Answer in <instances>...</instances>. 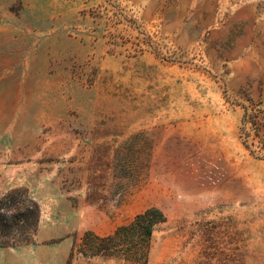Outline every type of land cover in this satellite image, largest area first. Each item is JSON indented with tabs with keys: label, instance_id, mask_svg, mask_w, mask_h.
Segmentation results:
<instances>
[{
	"label": "rangeland",
	"instance_id": "rangeland-1",
	"mask_svg": "<svg viewBox=\"0 0 264 264\" xmlns=\"http://www.w3.org/2000/svg\"><path fill=\"white\" fill-rule=\"evenodd\" d=\"M262 142L264 0H0V264H130L78 244L151 206L147 264H264Z\"/></svg>",
	"mask_w": 264,
	"mask_h": 264
},
{
	"label": "trees",
	"instance_id": "trees-1",
	"mask_svg": "<svg viewBox=\"0 0 264 264\" xmlns=\"http://www.w3.org/2000/svg\"><path fill=\"white\" fill-rule=\"evenodd\" d=\"M244 145L255 155L256 151L251 149L246 140ZM260 149L263 150L261 157L264 158V142ZM40 219V204L28 188L20 186L5 192L0 196V247L16 248L34 244ZM166 220L167 216L161 208L148 207L110 234L84 232L77 250L84 256H107L122 259L130 264H147L154 231ZM74 253L75 245L71 257Z\"/></svg>",
	"mask_w": 264,
	"mask_h": 264
}]
</instances>
